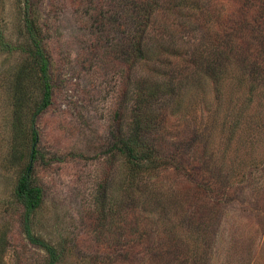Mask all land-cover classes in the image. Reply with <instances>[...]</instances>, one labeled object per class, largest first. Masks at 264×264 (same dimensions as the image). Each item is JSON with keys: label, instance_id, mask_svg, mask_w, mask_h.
Wrapping results in <instances>:
<instances>
[{"label": "rangeland", "instance_id": "1", "mask_svg": "<svg viewBox=\"0 0 264 264\" xmlns=\"http://www.w3.org/2000/svg\"><path fill=\"white\" fill-rule=\"evenodd\" d=\"M24 1L0 0V264H48L14 196L41 97ZM157 1L133 63L128 0H31L53 84L32 234L55 264H264V0ZM140 93L155 154L133 174L113 146Z\"/></svg>", "mask_w": 264, "mask_h": 264}, {"label": "trees", "instance_id": "2", "mask_svg": "<svg viewBox=\"0 0 264 264\" xmlns=\"http://www.w3.org/2000/svg\"><path fill=\"white\" fill-rule=\"evenodd\" d=\"M129 3V23L132 27L131 37L125 45L124 50L130 60L137 62L144 57L143 35L148 28L153 14L159 7L157 0H128ZM31 0L24 1V20L23 28L28 42V48L25 49L27 57L35 68V76L41 93L40 101L31 117V149L28 154L27 165L23 174L19 177L15 188L14 196L23 207V232L28 242L41 248L48 255V264L57 262L55 249L45 241L35 237L30 227L31 216L37 211L43 201V188L32 182V175L35 171V165L40 158V152L37 149L38 133L35 130L37 117L47 111L53 101V84L50 76V58L44 45V39L41 30L35 22L32 14ZM264 9V7H263ZM257 15H260V11ZM248 24V23H247ZM250 27L255 28L254 24ZM2 48L9 47L0 34ZM24 51V50H22ZM130 62V61H129ZM147 94H138L137 105H135L136 118L133 119L134 128L125 138L117 140L113 148L125 158L127 167L135 173L148 169L153 161L155 150L151 147V142L147 138V122L141 120L139 110L141 106L149 100Z\"/></svg>", "mask_w": 264, "mask_h": 264}]
</instances>
